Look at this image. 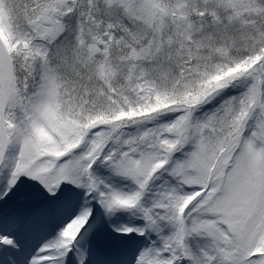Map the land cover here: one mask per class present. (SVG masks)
I'll return each mask as SVG.
<instances>
[{
	"label": "snow or ice",
	"instance_id": "obj_1",
	"mask_svg": "<svg viewBox=\"0 0 264 264\" xmlns=\"http://www.w3.org/2000/svg\"><path fill=\"white\" fill-rule=\"evenodd\" d=\"M0 264H264V0H0Z\"/></svg>",
	"mask_w": 264,
	"mask_h": 264
}]
</instances>
